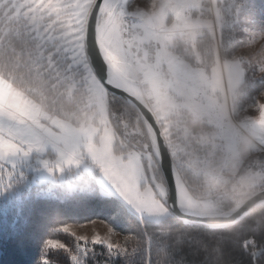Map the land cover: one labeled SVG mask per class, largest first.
<instances>
[{
	"label": "rangeland",
	"instance_id": "1",
	"mask_svg": "<svg viewBox=\"0 0 264 264\" xmlns=\"http://www.w3.org/2000/svg\"><path fill=\"white\" fill-rule=\"evenodd\" d=\"M93 2L61 0L66 24L71 29H82L84 33ZM217 2L122 0L107 26L105 16L101 15L100 28L109 60L123 74L140 81L145 98L164 125L163 131L176 164L184 172L190 171L202 179L200 187L194 186L198 191L197 199H201L197 201L209 199L215 211L221 212L227 201L239 202L244 196L252 194L254 189L264 186V88L260 92L257 90V82L264 83V31L242 26V41L237 50L223 57L222 22ZM194 10L199 12L192 13ZM201 11L209 12L207 17L201 16ZM0 25L5 33L11 31L18 35L22 30L18 22L9 20L2 11ZM204 31L209 32L211 39L207 37L202 42L197 41L205 34ZM82 32H72L74 47L81 43L75 37ZM177 41L189 48L197 62L202 61L201 45L205 47V52L212 53L215 59L209 71L186 61L177 51ZM76 51L79 52V49L76 48ZM80 67L87 68L89 85L105 90L103 108L89 102L92 93L88 91V86L79 89L75 84L71 89L74 96L71 101L76 105L80 103L82 115H78L79 120L75 122L61 119L74 129L85 123L101 127V133L95 138L99 144L104 127L99 123L102 114L112 132L111 154L140 177L142 191H149L153 200L169 210L159 217L145 212V219L162 220L171 213L166 204L168 189L165 181L158 180L152 171L147 174L144 160L151 165L150 153L118 151L117 134L109 118L108 91L90 66L86 51L82 54ZM247 75L251 79L250 84L243 90L241 85ZM182 115L187 116L186 122ZM57 159L58 154L52 149L43 154H33L24 165L25 178L11 188L0 189V211L5 213L11 207L19 206L30 196L55 194L57 187L69 192L90 190V181L93 180L103 194L116 197L139 217L90 160L84 161L78 169H66L58 178L50 177L43 161L55 163ZM161 187L164 192H161ZM93 221L95 223L68 224L83 225H74L77 235L91 238L98 233L106 236L108 229L101 221H107ZM124 238L120 233L111 237L113 242H122Z\"/></svg>",
	"mask_w": 264,
	"mask_h": 264
},
{
	"label": "trees",
	"instance_id": "2",
	"mask_svg": "<svg viewBox=\"0 0 264 264\" xmlns=\"http://www.w3.org/2000/svg\"><path fill=\"white\" fill-rule=\"evenodd\" d=\"M217 8L222 22L223 57L237 50L242 41L240 38L242 26L264 31V0H218ZM198 12L192 11L195 14ZM208 13L201 11L200 15L207 17ZM207 37L211 39L208 31L197 41L202 42ZM176 46L186 61L209 71L215 58L212 53L205 52V47L200 46L203 56L202 61L197 62L189 48L183 47L184 44L177 41ZM29 52L30 44L22 39L20 34L11 31L5 33L0 25V74L13 75L12 82L21 89L28 87L30 83L28 69L32 60ZM249 80L251 79L247 75L241 85L243 90L249 87ZM257 84L259 86L257 90L260 92L264 88V83L258 81ZM27 94L35 99L34 93ZM49 105L59 113L60 118L72 122L79 120L78 115H82L80 103L77 106L71 100H65L61 105H56L50 100ZM108 105L110 122L117 134L118 151L121 149L124 152L131 150L149 152L152 158L151 165L144 160L147 174L152 171L158 180L165 181L137 109L109 91ZM182 116L186 122L187 116ZM159 121L164 128L160 119ZM193 124L195 125V122ZM178 168L190 191L199 198L197 188L194 186L200 187L202 179L190 171L184 172L179 166ZM262 187L254 189L252 193ZM56 189H58L56 193L50 196H30L19 206H13L5 213L0 211V264H37V261L41 260L46 239L50 237L54 227L68 223H85L95 219L109 222L115 231L129 237L130 264H145L149 251L152 264H173L165 255L166 251L175 253L176 260L182 261V264H264V204L252 210L239 222L225 226L185 223L172 213L158 222L148 219L141 222L140 218L119 199L103 194L93 180L90 181V190L86 191L77 189L69 192L61 187ZM237 203L238 201L234 200L227 201L224 210ZM130 234H134L136 238L133 239ZM50 238L63 240L70 248L76 244L75 238L68 233L61 232ZM246 241L247 247L244 246ZM133 247L137 249L135 252H132ZM94 248L98 255L95 260L89 258L88 264H104V261L109 259L106 247L95 245ZM251 253L255 255L252 256ZM60 255L67 264H71L63 250H60ZM110 260L111 264H128L124 256L111 257Z\"/></svg>",
	"mask_w": 264,
	"mask_h": 264
},
{
	"label": "snow or ice",
	"instance_id": "3",
	"mask_svg": "<svg viewBox=\"0 0 264 264\" xmlns=\"http://www.w3.org/2000/svg\"><path fill=\"white\" fill-rule=\"evenodd\" d=\"M0 11L9 20L21 25L20 35L30 44L29 55L32 60L28 69L30 83L24 89L14 86L13 75H0V189L11 188L25 178L24 165L33 154H43L52 149L58 154L56 162L43 161L50 177L58 178L66 169H78L84 161L90 160L115 192L136 211L141 222L145 219V212L156 217L167 213L169 210L162 203L153 200L149 191H142L140 177L111 154L112 132L102 114L99 123L104 126L103 134L97 144L95 138L101 133V127L85 123L74 129L49 105L50 100L56 105L63 104L65 100H73L71 89L75 84H78L79 89L88 86V91L92 93L89 102L99 104L101 109L105 94L104 89L89 85L87 68L80 67L82 54L86 51L87 37L82 29H71L66 24L61 0H0ZM73 31L82 32L75 37V40L81 41L75 47ZM107 86H112L111 81ZM26 92L34 93L35 99L26 95ZM177 187L178 198L183 199L185 194L179 178ZM161 192H164L163 187ZM101 222L108 229V234L104 237L98 233L91 238L77 235L73 227H82V224L54 227L50 237L61 232L68 233L75 238V247L70 248L60 239L49 237L37 264H67L60 255V250L69 257L71 264H88L89 258L95 260L98 255L95 245H103L107 249L109 259L104 264H111L110 258L116 256H124L130 264L129 237L126 236L123 242H113L111 237L119 232L107 222ZM130 236L136 238L134 234ZM148 242L150 249V236ZM247 243L246 241L245 247ZM136 250L135 247L132 248V252ZM165 255L173 264H182V261L176 260L175 253L166 251ZM251 255L254 256L255 253ZM145 264H152L150 251Z\"/></svg>",
	"mask_w": 264,
	"mask_h": 264
},
{
	"label": "water",
	"instance_id": "4",
	"mask_svg": "<svg viewBox=\"0 0 264 264\" xmlns=\"http://www.w3.org/2000/svg\"><path fill=\"white\" fill-rule=\"evenodd\" d=\"M106 1L94 0L88 12L84 30L87 37V58L106 90L129 102L140 114L150 138L153 155L161 168L169 191L167 204L171 213L184 222L201 223L212 227L239 222L252 210L264 204V186L239 201L230 209L221 212L215 211L210 214L194 213L184 205L183 199L178 198L177 178L180 180V186L183 188L184 194L194 200H199L188 188L170 152L163 128L154 109L145 98L144 93L140 92V81L123 74L105 54L100 18ZM109 81H111V87L107 86ZM116 85H119V87L117 88ZM133 85L136 87L133 88Z\"/></svg>",
	"mask_w": 264,
	"mask_h": 264
},
{
	"label": "bare ground",
	"instance_id": "5",
	"mask_svg": "<svg viewBox=\"0 0 264 264\" xmlns=\"http://www.w3.org/2000/svg\"><path fill=\"white\" fill-rule=\"evenodd\" d=\"M122 0H107L103 11L102 15L105 16V26H107L113 19L114 15L116 14ZM136 86L133 85V88ZM140 92L143 91L140 88ZM184 205L189 208L192 212L194 213H201V214H210L212 212H215V207L211 203L210 200H202V201H197V200H192L189 196L185 195L183 198ZM206 211H203L205 210Z\"/></svg>",
	"mask_w": 264,
	"mask_h": 264
}]
</instances>
